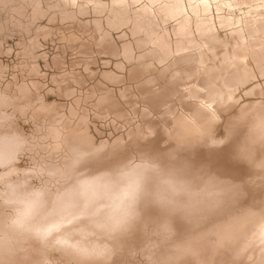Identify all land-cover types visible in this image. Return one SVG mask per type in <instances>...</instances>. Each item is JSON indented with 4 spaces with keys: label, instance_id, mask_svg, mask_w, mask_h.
I'll list each match as a JSON object with an SVG mask.
<instances>
[{
    "label": "bare ground",
    "instance_id": "6f19581e",
    "mask_svg": "<svg viewBox=\"0 0 264 264\" xmlns=\"http://www.w3.org/2000/svg\"><path fill=\"white\" fill-rule=\"evenodd\" d=\"M163 1L149 4L176 19L188 7L208 13L217 0ZM254 26L224 51L222 65L227 73L240 65L264 86L259 12ZM61 35L50 83L66 101L62 114L44 108L36 79L12 93L0 87V264H264V101L247 108L215 98L197 48L167 57L148 50L129 61L127 77L87 80L79 68L118 57L120 47L81 23ZM224 83L237 85L228 75ZM224 115L238 121L254 164L230 160L222 144L206 140L205 128ZM26 117L30 133L18 124ZM91 120L111 123L117 137L96 145L85 131ZM109 145L125 155L97 170L92 159ZM24 152L29 166L18 163ZM239 165L249 173L243 179Z\"/></svg>",
    "mask_w": 264,
    "mask_h": 264
},
{
    "label": "rangeland",
    "instance_id": "374dc122",
    "mask_svg": "<svg viewBox=\"0 0 264 264\" xmlns=\"http://www.w3.org/2000/svg\"><path fill=\"white\" fill-rule=\"evenodd\" d=\"M182 1L188 5V0ZM149 3V0L121 3L114 0H0L1 89L8 88L12 93L17 83L36 79L43 84L40 94L44 108L62 114L58 106L66 101L50 83V78L59 72L54 57L64 46L61 31L64 32L66 26L81 23L90 26L101 43L112 42L120 47L118 57L100 55L94 63L79 68V73L87 80L95 77L106 82L127 77L129 61L140 60L148 50L160 49L167 57L174 50L197 48L200 62L208 69L206 77L215 98L226 102L232 96L241 107L247 108L264 101V86L258 85L257 79L250 81L240 65H235L228 73L222 65L226 49L231 50L236 42L255 34V17L258 12L264 17V0H230L229 3L217 0L208 13L195 14L188 7L176 19L166 16L159 3L153 7ZM258 29L264 31V27ZM63 59L68 69L71 56L67 53ZM262 59L264 61V50ZM25 66L33 68L36 76L28 77ZM227 75L238 86L227 88L224 83ZM93 83L89 81V85ZM122 87L115 86L117 90ZM18 124L26 133L34 128L33 121L27 117L20 118ZM85 131L96 145L118 135L111 123L96 120H91ZM24 153L20 154L22 157L19 155L18 163L29 166L32 154Z\"/></svg>",
    "mask_w": 264,
    "mask_h": 264
},
{
    "label": "snow or ice",
    "instance_id": "6c2138e0",
    "mask_svg": "<svg viewBox=\"0 0 264 264\" xmlns=\"http://www.w3.org/2000/svg\"><path fill=\"white\" fill-rule=\"evenodd\" d=\"M202 119H207V117H202ZM239 127L240 125L238 121L233 120L228 115H224L223 123H216L213 118L212 122L205 128L206 140H212L213 142L222 144L223 147L219 150L225 153L228 159L236 162L248 160L250 163L254 164L255 161H252L250 158V149L248 144L241 142V132L238 131ZM106 149L107 150L102 151L98 157H94L92 159V166H94L97 170L110 166L116 158H120L125 155V153L120 150L119 145H109L106 146ZM109 154L113 157L112 160L109 159ZM239 167L242 175L238 178L243 179V175H247L249 173L243 165H239ZM260 167L264 168V162L261 163ZM225 207L226 205H221L220 210H223Z\"/></svg>",
    "mask_w": 264,
    "mask_h": 264
}]
</instances>
